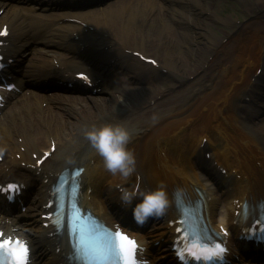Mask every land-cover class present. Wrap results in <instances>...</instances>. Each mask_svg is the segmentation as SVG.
Listing matches in <instances>:
<instances>
[{
	"label": "bare ground",
	"instance_id": "1",
	"mask_svg": "<svg viewBox=\"0 0 264 264\" xmlns=\"http://www.w3.org/2000/svg\"><path fill=\"white\" fill-rule=\"evenodd\" d=\"M163 1L174 3V0ZM204 1L209 2V0ZM236 1L244 6L242 20H237L236 23L240 24L250 16L256 19L241 25L239 36L221 45L207 37L204 38L207 44H202L195 41L196 36L193 37V32L187 33L182 28L177 31L170 24L171 21L176 23L183 21L182 24L189 29L192 25H195L196 29H202V26L193 17L187 18L175 13L170 6L160 4L159 0H120L85 13H60L54 20L56 23L43 30V34L37 40L38 43H43L46 47L67 49L73 44V38L86 41L85 31L89 30L87 36L90 31H96L101 37L98 39L100 46L111 52L114 65L119 59L124 63L129 55L132 57L130 54L132 49L133 51L149 50L150 55L155 56L159 62L157 67L146 66L147 73H154L156 76L160 73L157 70L160 68L175 76L180 85L185 84L187 79L196 73L198 77L193 82L189 81L193 87L188 91L181 89L172 92L174 98L164 96L154 106L153 100L157 95L151 97L146 93L155 92L151 86L137 87L135 91L138 93V100L134 102L135 93L130 96L127 88L117 82L112 89L108 87L102 89L110 96L108 98L96 97L87 102L80 98L47 99L56 103L52 106L48 105L46 109L41 107V100L35 97L24 102L18 101L11 107L8 115H4V121H0V151L6 152L8 163L35 164L32 162V154L39 149L45 151V148L52 144L55 150L46 163L51 160L55 170L77 164L80 157L91 160V156H87L84 152L90 144L84 138L83 132L90 130L94 125L99 127L105 124H122L132 133V142L128 147L136 157V172L130 177L133 179L127 181H124L123 177L119 178L120 175H113L111 187L123 181L130 184L150 180L152 186L163 184L169 196L172 195L173 188L182 193V180L179 181L178 176L187 173L188 167H192L191 157L197 158L196 155L201 154L203 150L205 152L210 150L214 151L215 157L228 169L234 168L235 173L241 175L240 180L230 174L223 179L226 188L222 195H226V199L231 197V193L227 191V187L231 185L242 189V196L252 201L264 198V178L261 175V168L252 164L256 160L255 164L264 166V126L260 130L253 128L251 131L249 126L253 124L252 121L244 118L246 113H252V108V115H258L262 110L259 107L264 106V97L253 101L248 99L250 97L247 95L250 77L254 75L253 70L257 66L258 69L264 66V20L260 21L259 18L264 16V2ZM186 2L185 6L192 12L191 4L198 6L196 3ZM206 11L207 9L201 10L195 7L193 14H198V17L202 15L205 21L211 20L210 13ZM9 12L8 9L4 11L0 23L6 22ZM11 12L14 13L12 17L14 22L19 19L15 24V28L19 31L18 36H22L21 32H25L33 39V29L21 20L19 11ZM225 22L230 26L235 24L234 21L225 20ZM243 31L245 36H241ZM179 34L185 39L190 36L186 44L193 46L195 43L196 48L185 47L182 51L184 44L180 42ZM92 39L96 38L92 37ZM205 47L209 49L208 58L205 56L207 51ZM42 54L46 55L48 52ZM42 63L45 66L34 65L29 73H24L26 74L24 77L33 81L47 79L51 73V61ZM139 64L143 65V63ZM127 67L133 69L128 65ZM111 69L112 67H109L107 73H110ZM245 70L247 73H242ZM132 76L138 83L149 79V76H144L142 71L132 70ZM169 89L172 88L169 87L168 91ZM156 94L164 95L160 90ZM159 105L166 106L162 111H158ZM31 107H35V110L31 111ZM153 113L159 115V120L155 124L150 119ZM244 122L248 123L247 128L243 127ZM188 130H194L195 134L187 136ZM197 134L206 136L215 146L208 148L201 146ZM18 138L20 143L17 141ZM21 146L25 148V152L21 153V159L19 161L11 159L12 155L19 153ZM166 154L169 159H176L180 163L175 161L170 164L165 157ZM69 160L73 162L69 163ZM204 161L208 165L206 169L218 172L212 161ZM97 165L104 170L102 164ZM42 169L46 173L44 166ZM138 173L140 177L136 176ZM195 183L201 188L209 189L205 180L203 182L196 179ZM97 185L98 179L95 177L89 184L93 189L91 197L89 196L91 200H84V203L96 205L101 213L108 203L98 194ZM38 186L39 189L35 187L37 192L39 190L36 200L38 207L35 204L37 215H27V219L21 224L23 229L20 233L22 237L31 238L39 245L45 242L54 245V239L44 235L48 231L40 228L43 196L41 189L44 186L39 182ZM105 189L106 186H103L101 190ZM112 194L118 196V189H113ZM213 203L214 199H211L210 204ZM15 221L16 218H0V231H3V236L7 237L11 234L20 236L19 231L11 225ZM33 235L35 236L32 237ZM162 257L172 261L169 250H164ZM60 262L58 255L55 264Z\"/></svg>",
	"mask_w": 264,
	"mask_h": 264
},
{
	"label": "snow or ice",
	"instance_id": "2",
	"mask_svg": "<svg viewBox=\"0 0 264 264\" xmlns=\"http://www.w3.org/2000/svg\"><path fill=\"white\" fill-rule=\"evenodd\" d=\"M6 34V30L0 32V35ZM82 171V169L79 170L75 175L79 177ZM62 183L63 178L60 180V184ZM60 184L57 185L54 193L57 195V210L54 216L47 217L53 222L57 231H60L65 224L64 204L60 197L62 191ZM12 190L13 186H9V191ZM76 192H78V183L75 185L74 194ZM67 223L69 235L72 238L73 255L69 257L70 260L83 261V264H114L117 260L120 264H138L136 242L119 231L107 229L90 215L84 216L79 208L76 207L74 200ZM261 223H264V220ZM180 243L184 244V241L181 240ZM0 250L11 256V264H30L28 246L21 241L4 240L0 242ZM224 251L222 248L206 249L189 239L188 245L178 250L177 255L184 264H187L188 256L200 261H211L217 258L216 264H221Z\"/></svg>",
	"mask_w": 264,
	"mask_h": 264
},
{
	"label": "clouds",
	"instance_id": "3",
	"mask_svg": "<svg viewBox=\"0 0 264 264\" xmlns=\"http://www.w3.org/2000/svg\"><path fill=\"white\" fill-rule=\"evenodd\" d=\"M150 119L155 124L159 120V115L153 113ZM83 135L101 158L104 170L125 179L136 172V157L128 147L132 142V133L122 124H105L99 127L94 125L90 130H85ZM138 195L140 202L135 204L132 212L134 220L139 225L145 224L149 218L162 217L170 206L168 193L163 184L158 185L155 190L139 194L126 190L121 195V201L130 205Z\"/></svg>",
	"mask_w": 264,
	"mask_h": 264
},
{
	"label": "rangeland",
	"instance_id": "4",
	"mask_svg": "<svg viewBox=\"0 0 264 264\" xmlns=\"http://www.w3.org/2000/svg\"><path fill=\"white\" fill-rule=\"evenodd\" d=\"M184 1H186V0H184ZM243 1H245V0H243ZM262 1L264 2V0H262ZM191 2L196 3V4L199 3L198 6L191 5L193 12H194L195 7H197L198 9H201V10L207 9L206 12L210 13L209 17L211 18V20L205 21V19L202 15H200V17H198V14L194 15L192 10L186 6H182V5L178 6L177 5V6H174L172 8H174L176 10L178 9L181 13H184L188 17H193L195 20H197L200 23V26H202V29H196V27H194L195 25H192L191 29H189V28H182V29L185 32H189L190 34H192L191 32H193V34H192L193 37L196 36L195 41H199L202 44H205V42H206V40L204 39L205 37L212 39L213 42L216 44H220V45L226 44L230 40H233L234 38L238 37V30H239L241 25H243L244 23L249 22V21H254L256 19L255 17L250 16L244 22L240 23V25L238 23H236L237 20H242V13H243V8H244L243 4L240 2H237L236 0H209V2L204 1V0H191ZM213 4H215L214 8H213ZM263 12H264V5H263ZM259 18H260V21L264 20V16H261ZM225 20L234 21L235 24L230 26V25H228V23L225 22ZM171 23L173 24L175 22H171ZM174 26L176 28H179V29L181 27L177 23L174 24ZM192 35H191V38H192ZM179 36H180L179 37L180 42H182L184 44V48H182V51L185 50V47L186 48H188V47L189 48H192V47L196 48L195 43L193 46H188L186 44L188 37L185 39L183 37V35L179 34ZM189 38H190V36H189ZM225 38H227V39L225 40ZM206 48H208V47H206ZM208 52L205 53L206 57L209 56ZM135 65H138V64H135ZM197 75H198V73L191 76L193 78L190 77L185 84L180 85V83L178 82L176 77L173 76L171 73H167V74L166 73H161V74L159 73V76L156 79L152 80V87H155V88H169L170 87L172 89H171V91L169 90V92H177L178 90H181V89H186V91H188L190 88L193 87V84H191L190 82H193V80H195L198 77ZM123 76L126 77V75H122V76L119 75V77H123ZM132 86H135L136 88L137 87H143L142 84L139 85L136 82L133 84H130V86H129V84H126V87H132ZM129 90L134 91L135 89H133V90L129 89ZM153 94H155V92ZM153 94H150V95H153ZM170 96H172V93L170 94ZM89 97L91 99L96 98V97H100V98L107 97L108 98L109 95L101 94L99 96H89ZM89 97H88V99H90ZM136 100H137V96H136ZM160 108L161 107H159L158 110H162ZM263 117H264V114H262L259 117V119L263 118ZM69 120H70V118H69Z\"/></svg>",
	"mask_w": 264,
	"mask_h": 264
}]
</instances>
